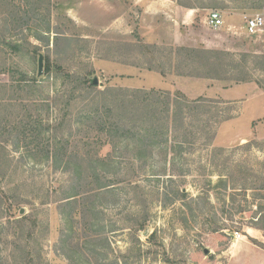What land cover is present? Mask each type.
Instances as JSON below:
<instances>
[{"label":"rangeland","instance_id":"obj_1","mask_svg":"<svg viewBox=\"0 0 264 264\" xmlns=\"http://www.w3.org/2000/svg\"><path fill=\"white\" fill-rule=\"evenodd\" d=\"M152 1L194 9L219 49L147 43L178 31L144 13ZM213 11L220 30L207 24ZM256 15L264 0H0V264H220L236 240L264 251V29L234 33ZM147 71L202 78V88L150 89L142 83L161 85L145 83ZM138 90L170 94L151 154L141 130L121 143L90 123L107 110L137 118ZM178 108L182 125L171 123ZM108 161V194L76 188Z\"/></svg>","mask_w":264,"mask_h":264},{"label":"trees","instance_id":"obj_2","mask_svg":"<svg viewBox=\"0 0 264 264\" xmlns=\"http://www.w3.org/2000/svg\"><path fill=\"white\" fill-rule=\"evenodd\" d=\"M181 50V49H180ZM184 51L189 52V53H194L195 51L193 50H188L185 49ZM195 53L198 54V56L206 55V54H212V52L208 50H201V51H196ZM87 87L93 88L91 85H87ZM137 93H141V99L139 101L141 111L139 113V116L137 118H133L130 115V110L126 112V118L125 117H111V111L107 110L108 115L105 117V120H100V117L94 116L90 123L92 125L96 126L95 131L100 135H108L109 133L113 134V137H117V140L123 143L124 141H127L129 137H131V134L133 131L141 130L142 134L141 136L137 134H133L134 137L138 136V141L145 147V149L148 151L149 149V154L152 152L153 146L156 145L154 142L156 140L157 135L159 134L160 136H164L165 133L162 130L166 129V125L168 124L169 120V105L171 104L170 101V94L168 92L164 91H156V90H148V91H143V90H138ZM183 95H180L179 97H182ZM183 98V97H182ZM185 99V98H184ZM202 100H198L200 103ZM175 102V101H174ZM184 109H187L186 106H183ZM136 109L137 105H136ZM151 110L154 111L156 114H152ZM181 114V115H180ZM182 116V109L178 108V111L174 114H172V119L171 123L175 124L178 123L182 125L183 121L182 118H178L179 116ZM135 122H138L136 125ZM161 125V126H160ZM165 126V127H164ZM115 135V136H114ZM129 136V137H127ZM100 145L99 147L102 146L103 143L98 142ZM104 161V158H102ZM112 167V162H103L99 167H92L91 170V175L88 174L81 179L80 178H74L73 180L76 183V188L77 189H82L85 190V193H90L92 191H95L93 196H100V194H108L110 191L108 187L110 186L108 179L106 178V173L104 171L105 168H110ZM85 182V184L83 182ZM96 189H98L101 192L104 193H99L96 194ZM226 189V185H225ZM232 191H234V188H231ZM243 190V189H241ZM244 191V190H243ZM183 194V193H182ZM184 195V194H183ZM180 200V199H179ZM233 200V199H232ZM209 203L207 201H204L203 207L199 210V213H203L204 211V206H208ZM95 210V205L92 204V208L90 213L95 214L93 211ZM145 221V220H144ZM142 222L141 225L139 226L138 229H143L144 228V223ZM217 219H215L212 223L214 226H212L210 229L212 230L213 233L221 232L224 228H221L222 226H217ZM96 224V223H95ZM94 222L93 223H88V226L93 228L95 227ZM140 231V230H138ZM91 240L88 241V244L91 242H97V241H102L100 237H91ZM105 243L108 246V243L105 240ZM230 245V244H229ZM227 245L225 249L229 247ZM95 246V245H92ZM224 249V250H225ZM223 250V251H224ZM107 260H100V261H94L95 263L92 264H118L117 262H106ZM83 264H91L88 260L82 261ZM127 264V263H124Z\"/></svg>","mask_w":264,"mask_h":264},{"label":"crops","instance_id":"obj_3","mask_svg":"<svg viewBox=\"0 0 264 264\" xmlns=\"http://www.w3.org/2000/svg\"><path fill=\"white\" fill-rule=\"evenodd\" d=\"M171 8V9H170ZM144 13L152 17L161 18L162 22L170 25L173 23V26H178L177 30L174 32L164 30L163 34L154 33L152 34L147 43L161 44L165 43L173 48H196L197 46L204 47L206 50H218V41L216 39H210L209 43L205 42L201 32H198L194 25V9H185L182 6L176 4L173 1H152L147 2ZM220 30V29H219ZM238 35H247L246 32H234ZM249 36V35H247ZM216 37H218L216 35ZM236 37V38H235ZM233 41L239 42L240 46L245 47V39L243 36H235ZM236 39V40H235ZM194 48V49H195ZM146 73V82L153 80L154 78L160 81V85H143L150 89H178L179 91L184 90L189 85L190 90L195 91L197 88H202V78H188L182 74L175 73L172 71L168 75H161L154 71H147ZM199 83V84H198ZM218 81H216V87L218 86ZM198 85V86H197ZM244 86L238 85L233 86V89H228V91L242 89ZM218 89V88H217ZM228 91L226 93H228ZM225 256V260H222L220 264H264V251L244 243L240 240H236L233 244H230L229 247L222 252Z\"/></svg>","mask_w":264,"mask_h":264},{"label":"built area","instance_id":"obj_4","mask_svg":"<svg viewBox=\"0 0 264 264\" xmlns=\"http://www.w3.org/2000/svg\"><path fill=\"white\" fill-rule=\"evenodd\" d=\"M207 24L214 30L221 29L223 26V19L219 12H210L207 17ZM264 29V15H256L245 20L244 30L247 35L252 36Z\"/></svg>","mask_w":264,"mask_h":264},{"label":"water","instance_id":"obj_5","mask_svg":"<svg viewBox=\"0 0 264 264\" xmlns=\"http://www.w3.org/2000/svg\"><path fill=\"white\" fill-rule=\"evenodd\" d=\"M42 71H43V58L41 55H39L37 60V75L41 76ZM90 84L95 86L97 84L96 79H93Z\"/></svg>","mask_w":264,"mask_h":264}]
</instances>
